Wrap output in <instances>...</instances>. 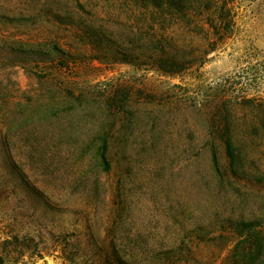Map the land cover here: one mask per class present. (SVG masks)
Instances as JSON below:
<instances>
[{
	"label": "rangeland",
	"instance_id": "374dc122",
	"mask_svg": "<svg viewBox=\"0 0 264 264\" xmlns=\"http://www.w3.org/2000/svg\"><path fill=\"white\" fill-rule=\"evenodd\" d=\"M136 10L129 0H0L1 41L58 39L79 55L55 71L59 81L99 101L119 86L121 95L128 90L132 113L113 129L110 169L99 173L88 155L76 159L66 151L67 137L73 144L96 129L82 114L86 107L51 118V146L41 147L25 132L31 126L18 128L9 117L17 115H10L17 97L44 92L48 82L40 84L20 65L0 74L13 101L0 114V264H114L132 246L161 252L181 242L193 246L196 256L180 264H229V247L222 249L217 239H192L189 229L205 225L217 235L218 219L264 217V184L231 178L218 146L220 181L209 169L202 140L193 137L206 107L197 113L194 102L205 104L211 86L235 74L248 51L264 55V0H234L230 36L214 53L204 54L202 37L180 30L179 40L194 51L178 76L112 61L106 44L88 47L79 36L85 25L107 19L118 32V23L141 19ZM113 41L118 50L119 40ZM130 48L138 52L136 45Z\"/></svg>",
	"mask_w": 264,
	"mask_h": 264
},
{
	"label": "trees",
	"instance_id": "16d2710c",
	"mask_svg": "<svg viewBox=\"0 0 264 264\" xmlns=\"http://www.w3.org/2000/svg\"><path fill=\"white\" fill-rule=\"evenodd\" d=\"M137 9L141 19L130 23L116 21L120 26L116 32L107 19L90 23L80 29L79 36L88 47L106 44L108 57L112 61L122 60L135 68L142 64L169 76H178L188 69L190 61L187 45L179 40V31L199 35L205 42L204 54H211L221 48L230 36L234 0H129ZM57 17V15H55ZM134 17V16H133ZM60 20V19H59ZM58 22V21H57ZM60 23V21L58 22ZM110 24V25H109ZM119 40V48L113 40ZM136 45L135 49L130 47ZM193 47V46H192ZM112 49V50H111ZM111 53V54H110ZM79 55L60 46L58 39L52 40H0V74L9 66L20 65L33 74L40 84L48 82L47 92L35 96L17 97L14 109L15 118L9 117L13 125L21 128L31 126L30 135L41 147L51 146L49 121L60 113H70L75 106L85 108V118H91L95 130L85 139L72 144L70 137L66 145L75 158L88 155V164L99 173L108 172L111 164L110 140L117 122H123L128 111V90L121 95L119 86L103 101L93 94L75 93L59 81L55 71L61 72L74 63ZM243 66L233 75L222 78L211 86V94L206 103L195 101L194 107L200 113L205 105L203 121H195L193 137L202 140L207 149L209 169L220 181L223 175L219 166L216 149L221 147L227 159V174L235 180H246L264 184V55L257 56L250 51L245 56ZM0 76V114L4 107L13 101L7 95V85ZM46 103L45 110L42 102ZM84 104H86L84 106ZM91 104L93 111H88ZM128 113V114H127ZM18 117V118H17ZM135 122V121H133ZM38 124V125H37ZM131 124V119L128 120ZM201 125L204 131H198ZM48 130V131H47ZM158 135H152L153 150L158 149ZM58 140L54 146L61 145ZM62 143V144H61ZM156 153V151L154 152ZM197 152V156H198ZM85 178L87 175H82ZM220 232L212 235L205 225L189 229L190 237L201 242L219 240L223 248L229 247L226 259L229 264H264V217L251 219H218ZM197 246V245H196ZM195 247V246H194ZM157 249L132 246L125 261L117 255L114 264H180L193 261L196 250L186 243ZM116 252V251H114ZM157 252V253H156ZM125 257V258H126ZM140 259L146 261H140ZM157 259V260H156ZM139 260V261H138Z\"/></svg>",
	"mask_w": 264,
	"mask_h": 264
}]
</instances>
